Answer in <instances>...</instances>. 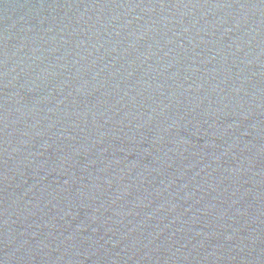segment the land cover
Returning a JSON list of instances; mask_svg holds the SVG:
<instances>
[{"label":"water","instance_id":"water-1","mask_svg":"<svg viewBox=\"0 0 264 264\" xmlns=\"http://www.w3.org/2000/svg\"><path fill=\"white\" fill-rule=\"evenodd\" d=\"M0 264H264V0H0Z\"/></svg>","mask_w":264,"mask_h":264}]
</instances>
